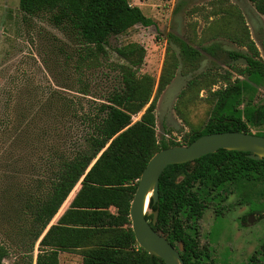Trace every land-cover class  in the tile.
<instances>
[{
  "label": "trees",
  "instance_id": "obj_1",
  "mask_svg": "<svg viewBox=\"0 0 264 264\" xmlns=\"http://www.w3.org/2000/svg\"><path fill=\"white\" fill-rule=\"evenodd\" d=\"M248 1L264 17V0ZM233 7L237 9L230 8ZM19 9L30 17L49 14L56 27L69 29L76 35L88 55H104L111 36L122 35L136 25L153 24L129 0H19ZM226 13L227 17L223 14L220 20L222 28L217 29L215 24L212 28L215 36L225 35L246 48V52L231 51L228 56L245 61L238 76H245L247 81L225 73L220 88L208 89V100L212 103L210 117L201 130L185 135V145L207 134L248 133L247 122L255 124L256 120L264 119L262 109L258 112L248 107L239 109L249 83L264 79V60L246 26L244 38L237 36L241 31L238 24L236 29L229 28L235 13L242 18L238 9ZM168 40L179 47L184 61L193 63L202 58L200 51L180 38L169 34ZM219 47L213 43L203 50L213 54ZM116 53L125 62L118 66L120 86L109 93L97 113L88 116L89 131L72 149L60 154L53 151L46 159L45 180H40L36 191L22 202V211L29 215L31 250L38 243L35 264H59L60 252L77 249H82V264H164L138 246L129 210L138 179L151 157L162 149L181 145L159 143L155 129L157 99L174 72L164 62L153 95L155 80L138 74L144 49L131 44L116 49ZM64 106L61 102L60 112ZM139 113V120L133 122ZM262 164L263 161L247 158L242 152L219 150L193 162L168 166L159 178L158 200L154 203L150 198L145 218L176 249L182 247L180 255L184 264H213L208 248H200L198 242V221L212 200V191L229 181L253 182ZM77 185L79 189L69 208L56 224L50 225ZM156 211L157 219L152 225ZM6 256V248L0 244V264ZM32 262L31 257L28 264ZM246 264H261L258 254L251 255Z\"/></svg>",
  "mask_w": 264,
  "mask_h": 264
},
{
  "label": "rangeland",
  "instance_id": "obj_2",
  "mask_svg": "<svg viewBox=\"0 0 264 264\" xmlns=\"http://www.w3.org/2000/svg\"><path fill=\"white\" fill-rule=\"evenodd\" d=\"M201 1L129 0L153 24L136 25L122 35L111 36L104 55H88L76 35L69 29L56 27L49 14L30 17L19 9V0H0V244L7 250L3 264H28L31 257L35 264L38 243L31 250L29 215L22 211V202L36 191L40 180H45L46 159L53 151L60 154L72 149L89 131L88 116L97 113L109 93L120 86L118 66L125 62L116 49L131 44L144 49L138 74L155 80L153 95L164 62L174 72L156 103L155 129L159 143L185 145L186 134L203 128L212 109L208 89L220 88L225 73L247 81L245 76H238L245 61L228 56V52H246V48L225 37L213 54L203 50L216 36L209 21L211 11L200 7ZM219 5V11L226 17L227 10L235 13L239 9H231L229 0H219ZM237 15L230 18L228 25L232 30L238 24L242 33L237 36L244 38L246 27ZM246 16L264 60V17L258 14L255 20L248 13ZM169 34L200 51V61H184L179 47L168 40ZM261 82L255 91H244L240 110L264 103V79ZM61 102L65 106L60 112ZM140 116L141 113L134 116L133 122ZM249 129L264 131V127ZM78 189L79 185L73 192ZM226 194L223 211L228 213L213 219L215 209L222 207L210 203L198 222L200 245L208 246L213 264H246L254 252L261 250L255 237L264 233V224L259 230L258 225L238 230L235 218L246 216L247 207L234 209L237 198L233 199L230 191ZM256 196V193L251 195L249 206L259 212L264 203L257 201ZM80 257L82 249L67 252L59 257V264H81Z\"/></svg>",
  "mask_w": 264,
  "mask_h": 264
},
{
  "label": "water",
  "instance_id": "obj_3",
  "mask_svg": "<svg viewBox=\"0 0 264 264\" xmlns=\"http://www.w3.org/2000/svg\"><path fill=\"white\" fill-rule=\"evenodd\" d=\"M218 150L248 153L253 160L264 159V137L244 132H221L203 135L188 145H178L156 152L143 170L132 202L129 217L131 229L140 248L150 256L157 257L164 264H184L180 251L168 240L156 232L145 216L148 212L150 198L158 200L159 178L162 172L171 165L193 162ZM158 211L153 214L155 224Z\"/></svg>",
  "mask_w": 264,
  "mask_h": 264
},
{
  "label": "flooded vegetation",
  "instance_id": "obj_4",
  "mask_svg": "<svg viewBox=\"0 0 264 264\" xmlns=\"http://www.w3.org/2000/svg\"><path fill=\"white\" fill-rule=\"evenodd\" d=\"M260 84H262L261 81L259 82H250L249 83V88L247 90L249 91H255V88H257V86H259ZM264 88V87H263ZM246 90V91H247ZM249 109H252L254 112H258L259 110H263L264 111V103L258 107H251V106H247ZM248 130H249V134H253L256 136H260V137H264V131L261 130H257L255 132L250 131L249 128H255V129H259L261 127H264V119H259L256 120L255 124H251V123H246ZM219 151V150H218ZM245 156L247 158L248 157V153H244ZM257 161H263L262 164V168L260 169V171H258L256 173L257 179L254 180L253 182H250L249 180H244V179H239L236 181H229L225 184H223L220 188H214L212 191V200L208 203V205L210 203H216L218 205H221L222 208H216L215 209V215L214 218H218V217H223L224 214L227 212H225V210L223 211V206L225 205V201L228 199L227 196V191H230V196H233V199L237 198V202L234 205V209L235 208H239V207H247V212H246V216H236L235 218V222L236 225L238 227V230L240 229H246L250 226L253 225H258V230H259V226L264 224V208L257 212V211H253L251 210L250 206H249V200L252 194L256 193L257 194V201L264 203V159L261 160H257ZM201 188V186H199ZM207 205V208H208ZM226 210H229V208H225ZM228 213V212H227ZM203 216V215H202ZM202 218V217H201ZM201 218L199 219V221L201 220ZM198 221V222H199ZM198 233H199V227H198ZM250 234H253L252 231ZM200 233L198 236V242H199V247L203 248V247H207L208 246H201L200 245ZM255 239H257V244L259 245L258 247L261 249L260 251H256L254 253L258 254V257L260 258V262L261 264L264 263V233H261V235L259 234L257 236V238L255 237ZM253 253V254H254ZM252 254V255H253ZM210 257V256H209ZM249 259V258H248ZM247 259V261H248ZM211 260V258H210ZM211 262V261H210ZM247 263V262H246Z\"/></svg>",
  "mask_w": 264,
  "mask_h": 264
},
{
  "label": "crops",
  "instance_id": "obj_5",
  "mask_svg": "<svg viewBox=\"0 0 264 264\" xmlns=\"http://www.w3.org/2000/svg\"><path fill=\"white\" fill-rule=\"evenodd\" d=\"M210 1V2H209ZM208 3H210V4H208ZM229 3H230V5H232V6H235V7H238L239 9H238V11H240V14H241V16H242V18H243V21H244V26H246L247 27V30H248V33H249V37H250V39L255 43V45H256V47L258 48V46H257V44H256V41L254 40V38H253V35H252V29H251V27H250V23H249V21H248V19H247V13L248 14H250V16L252 17V18H255V20H256V18L258 17V16H256V15H258V14H256L257 12H256V10H255V8H254V6H248V5H246L245 3V1L244 0H240V1H238V0H229ZM218 4H219V0H202L201 2H200V7H207L206 9H208V10H210L211 11V17L209 18V21H211L210 22V24H212V25H218L217 26V29H218V27H219V29L220 28H222V27H220V25L222 24V22H220V20H221V18H222V16H223V13H221L219 10H220V5L218 6ZM222 4V3H221ZM214 6V7H213ZM250 7H253V10H251L252 8H250ZM216 9V11H214ZM223 9H224V7H223ZM255 13V14H254ZM197 19V18H196ZM258 19V18H257ZM253 22H255V21H253ZM223 38H225V35H216V37L213 39L214 41L211 43V44H213V43H216V44H220L221 43V41L222 40H224ZM244 48V47H243ZM259 49V48H258ZM260 51V50H259ZM261 55V54H260ZM78 191V190H77ZM76 191V192H77ZM76 192H73L72 191V193L69 195V197L67 198V200L64 202V204L65 203H67V201H69V203L67 204V207L65 208V209H63L62 207H63V205H62V207L60 208V210L58 211V213L56 214V216L53 218V220H52V222H51V224L50 225H53V224H56L57 223V221L59 220V218L65 213V211L69 208V206H70V203H71V201L73 200V198H74V196H75V194H76ZM77 250H79V249H77ZM74 251H76V250H74ZM70 252H73V251H70ZM65 253H67V252H60L59 253V257L62 255V254H65ZM58 257V258H59ZM81 258V264H82V257H80Z\"/></svg>",
  "mask_w": 264,
  "mask_h": 264
}]
</instances>
